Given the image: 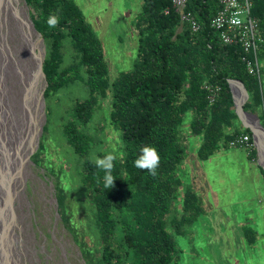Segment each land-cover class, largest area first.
I'll list each match as a JSON object with an SVG mask.
<instances>
[{
  "label": "trees",
  "instance_id": "1",
  "mask_svg": "<svg viewBox=\"0 0 264 264\" xmlns=\"http://www.w3.org/2000/svg\"><path fill=\"white\" fill-rule=\"evenodd\" d=\"M251 1L252 14L259 19L264 36V0ZM25 2L45 42L42 64L47 83L45 96L69 82L81 84L77 79L86 87V96L74 103L73 118L62 124L60 132L71 152L85 159L80 175L84 186L94 192L93 218L101 234L103 255L109 263L114 259L113 264H127L128 260L133 264H172L175 244L166 224L177 197L179 180L175 171L185 156L179 133L183 115L187 112L193 115L190 129L201 140L197 157L206 160L221 145L224 126L237 116L228 79H239L248 92L244 110L263 103L261 81L248 73L240 59L241 49L223 44L219 32L210 26L218 10L217 0H186L184 13L199 25L196 31L189 20L181 21L171 0H142L137 20L140 36L136 62L109 85L103 48L73 0ZM50 15L59 18L54 29L47 24ZM65 45L76 59V66L70 71L62 68ZM259 58L264 62V44ZM186 79L188 87L184 89ZM206 84L220 87L212 103ZM107 91L111 100L110 119L117 125L124 147L121 160L114 161L112 188L104 187V172L85 157L92 145L86 125L95 114L94 106ZM234 130L223 139L227 148H231L229 141L239 135H249L251 142L248 128ZM145 146L154 147L160 157L155 176L134 166ZM122 173L132 187L127 205L123 202ZM125 206L129 219L118 216ZM183 209L193 219L199 214L198 200L190 189L183 194ZM116 233L120 245L117 252ZM249 233L247 236L252 238Z\"/></svg>",
  "mask_w": 264,
  "mask_h": 264
},
{
  "label": "rangeland",
  "instance_id": "2",
  "mask_svg": "<svg viewBox=\"0 0 264 264\" xmlns=\"http://www.w3.org/2000/svg\"><path fill=\"white\" fill-rule=\"evenodd\" d=\"M73 1L103 48L109 85L120 72L132 69L136 62L140 36L137 20L142 0ZM19 5L24 6L35 28L25 0H19ZM39 34L43 64L45 42ZM70 51L66 45L62 49V68L68 71L76 66L75 56ZM260 62L261 73L264 62ZM19 71L23 72L22 68ZM15 79L12 74L7 77L8 89H16ZM37 80L43 101L39 136L20 168L15 193L11 200L8 199L9 206L7 202L4 204L5 214L9 215L7 235L0 233V264H113L114 259L109 263L103 255L101 234L94 222V192L84 186L80 175L85 159L71 152L60 132L62 124L73 118L74 103L86 96V87L77 79L81 84L69 82L62 89L48 91L45 96L47 83L43 71ZM259 80L263 103L247 107L246 111L264 126V75ZM185 81L184 89L188 87V80ZM8 99L10 115L21 119L14 95L9 94ZM248 100L249 94L244 104ZM94 109L95 114L86 125L92 145L85 157L89 159L92 153L100 157L112 153L121 160L124 147L119 129L110 119L108 91ZM192 119L193 115L187 112L179 125L185 156L175 171L179 180L177 197L173 199L166 224L175 244L172 264H264V170L258 162L259 150L252 133L250 146L227 148L223 139L234 129L245 128L237 115L224 126V138L217 151L201 160L197 157L201 140L190 129ZM13 164L5 156L3 158L0 150V179L5 174L8 176ZM122 174L123 202L127 205L132 187L126 174ZM187 189L195 195L200 208L194 219L183 209V194ZM118 216L129 219L126 206ZM247 231L252 238L247 236ZM118 237L116 233V252L120 251ZM127 264L133 261L128 260Z\"/></svg>",
  "mask_w": 264,
  "mask_h": 264
},
{
  "label": "bare ground",
  "instance_id": "3",
  "mask_svg": "<svg viewBox=\"0 0 264 264\" xmlns=\"http://www.w3.org/2000/svg\"><path fill=\"white\" fill-rule=\"evenodd\" d=\"M36 49H39L38 53ZM40 55V39L33 30L24 6L19 5V0H0V150L3 158L5 156V159L14 163L8 176L2 173L4 176L0 179V233L3 236L7 235L8 230L6 221L9 214L6 215L4 209L6 202L8 205V199L13 198L20 168L27 160L38 135L42 115L41 92L36 85ZM21 68L23 72L19 71ZM10 74L16 78V89H8L5 85ZM232 88L244 98L243 90L237 83H233ZM9 94L14 95L15 108L21 114V119H17L14 114V117L10 115L7 103ZM249 119L255 122L254 117ZM255 144L261 156L264 144L260 138L255 139ZM1 247L0 244V250Z\"/></svg>",
  "mask_w": 264,
  "mask_h": 264
},
{
  "label": "built area",
  "instance_id": "4",
  "mask_svg": "<svg viewBox=\"0 0 264 264\" xmlns=\"http://www.w3.org/2000/svg\"><path fill=\"white\" fill-rule=\"evenodd\" d=\"M172 7L179 14L181 21L189 20L196 31L199 25L184 13L186 0H171ZM218 10L210 20V26L219 32L220 40L225 45H236L242 53L240 59L249 74L261 77L259 52L264 44L263 31L259 19L252 14L251 0H217ZM166 12V11H165ZM208 100L212 103L219 93L218 85L206 84ZM231 147L250 146L247 134L239 135L229 141Z\"/></svg>",
  "mask_w": 264,
  "mask_h": 264
},
{
  "label": "clouds",
  "instance_id": "5",
  "mask_svg": "<svg viewBox=\"0 0 264 264\" xmlns=\"http://www.w3.org/2000/svg\"><path fill=\"white\" fill-rule=\"evenodd\" d=\"M47 24L50 29H54L59 24V18L55 15H50L47 20ZM141 152L142 154L135 160L134 166L141 170H147L150 175L155 176L157 174L156 169L159 167L160 163V157L157 150L154 147L145 146L142 148ZM89 160L96 168L104 172V187L112 188L114 185V178L111 173L114 168L116 156L112 153H108L103 157H100L95 153H92L90 154Z\"/></svg>",
  "mask_w": 264,
  "mask_h": 264
},
{
  "label": "water",
  "instance_id": "6",
  "mask_svg": "<svg viewBox=\"0 0 264 264\" xmlns=\"http://www.w3.org/2000/svg\"><path fill=\"white\" fill-rule=\"evenodd\" d=\"M32 26H33V24H32ZM33 30L35 31V33L38 36L40 35L39 32L34 27H33ZM40 41H41V39H40ZM41 56H42V53L39 56V65H38V73H39V75H42ZM31 66L32 65L28 66V74H29V76H30L29 68ZM228 83H229L230 91H231L232 98H233L235 113L238 115L240 121L242 122V125L245 128H248L251 131L254 143H255V139L256 138H260V140L264 144V126L261 125V123L259 122V119L255 115H253L250 112H247L243 108L244 102H245V100H247V97H248L247 91H246L243 83L239 79H235V78L228 79ZM233 83H237L239 85V87L243 90L244 98H241L238 95V93H235V91L232 88ZM41 102H42L41 104H43V101H41ZM249 117H254L255 122H252L249 119ZM258 162H259V165L264 170V151H263V154L261 156H259V161Z\"/></svg>",
  "mask_w": 264,
  "mask_h": 264
}]
</instances>
